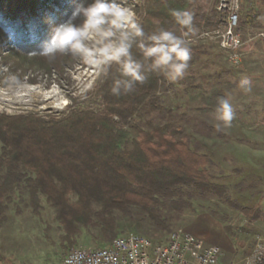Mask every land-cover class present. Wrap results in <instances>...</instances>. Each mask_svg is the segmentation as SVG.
<instances>
[{"label":"trees","instance_id":"trees-1","mask_svg":"<svg viewBox=\"0 0 264 264\" xmlns=\"http://www.w3.org/2000/svg\"><path fill=\"white\" fill-rule=\"evenodd\" d=\"M76 2L0 0V50L9 49L16 66L63 70L73 55L46 57L39 52L51 21L65 19ZM191 2L140 0L136 11L146 32L163 27L185 38L219 26L214 10L190 11ZM173 9L192 14L190 28L175 22ZM241 10V27L263 22L254 8L244 15ZM189 48L191 67L199 49ZM133 51L139 57L138 50ZM187 80L191 97L202 99L205 112H214L230 89V84L216 82L206 90L195 77ZM110 85V79L100 80L93 99L83 105L77 99L57 115L0 112V225L14 195L26 193L35 214H40L43 199L54 208L65 249L77 244L83 229L93 235L92 227L99 233L93 235L96 242L106 246L122 233L117 213L127 218L142 213L170 234V214L190 208L196 195H226V186L211 180L209 155L199 151L189 135H180L174 121L156 123L142 117L146 111L165 110L159 91L169 88L167 79L149 73L132 93L119 96L111 94ZM3 261L0 264H6Z\"/></svg>","mask_w":264,"mask_h":264},{"label":"rangeland","instance_id":"rangeland-1","mask_svg":"<svg viewBox=\"0 0 264 264\" xmlns=\"http://www.w3.org/2000/svg\"><path fill=\"white\" fill-rule=\"evenodd\" d=\"M139 2L128 0L135 9ZM218 2L192 0L189 10H214L220 23ZM251 8L261 12L263 22L241 27L244 44L239 49L238 63L229 59L218 37L211 36L218 26L186 35L188 44L199 49L196 62L180 79L169 81L168 89L159 91L164 111H146L142 115L144 119L156 123L174 121L180 129V135H189L199 151L209 155L211 180L226 186V195L198 194L190 208L170 214L173 231L183 230L206 245L220 249L215 261L217 264H245L258 242L264 245V35H260L264 32V0H244L241 13L244 15ZM9 55V49L0 50V88L39 85L47 91L56 87L63 102L57 105L52 100L37 98L26 101L4 100L0 95V112L57 115L66 111L77 99L82 101V105L93 99L92 91L101 80L93 69L75 56L62 70L59 67L45 69L34 65L16 66ZM189 76L195 77L197 83L202 82L206 90L211 89L216 82L230 84V89L225 91L234 111V118L229 125L217 119L216 111L201 110L202 99L192 98L189 92ZM243 79L250 82V91L239 87ZM113 118L117 120L118 116ZM42 204L40 214H35L28 205L26 193L22 197L14 195L7 218L0 225L3 262L53 264L59 262L74 246H105L96 242L93 235L99 233L96 227H92L93 235L83 229L77 244L65 249L54 208L45 199ZM117 214L122 228L120 235L137 233L153 243L163 242L170 235L168 230L157 227L142 213L132 218ZM132 226H136L137 230H132ZM258 259L256 262L262 258Z\"/></svg>","mask_w":264,"mask_h":264},{"label":"clouds","instance_id":"clouds-1","mask_svg":"<svg viewBox=\"0 0 264 264\" xmlns=\"http://www.w3.org/2000/svg\"><path fill=\"white\" fill-rule=\"evenodd\" d=\"M171 15L182 28L191 27L190 12L173 9ZM133 49L138 50L139 57ZM39 53L46 57L57 53L78 57L98 79L111 80L110 92L115 96L132 93L149 73L175 82L184 75L191 58L183 35L163 27L146 32L128 0H77L65 19L51 21ZM239 87L251 90L246 79ZM215 111L217 119L226 125L234 118L227 98L219 99Z\"/></svg>","mask_w":264,"mask_h":264},{"label":"built area","instance_id":"built-area-1","mask_svg":"<svg viewBox=\"0 0 264 264\" xmlns=\"http://www.w3.org/2000/svg\"><path fill=\"white\" fill-rule=\"evenodd\" d=\"M217 10L221 20L211 36L218 37L229 59L238 63L239 49L244 44V32L239 23L241 0H219ZM260 35H264V32ZM219 252L217 246L206 245L183 230H174L166 241L160 243H153L144 235L129 233L115 237L106 246H74L59 262L53 264H217L215 261ZM258 258H262L260 262H256ZM259 263L264 264V245L261 242L245 262Z\"/></svg>","mask_w":264,"mask_h":264},{"label":"bare ground","instance_id":"bare-ground-1","mask_svg":"<svg viewBox=\"0 0 264 264\" xmlns=\"http://www.w3.org/2000/svg\"><path fill=\"white\" fill-rule=\"evenodd\" d=\"M0 95L4 100L26 101L32 98H37L38 100H52L57 105H60V103L63 102L56 87L44 91L39 85H23L8 89L0 88Z\"/></svg>","mask_w":264,"mask_h":264}]
</instances>
